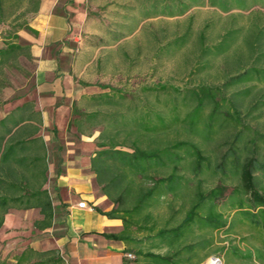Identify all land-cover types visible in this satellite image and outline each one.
<instances>
[{"label":"trees","instance_id":"1","mask_svg":"<svg viewBox=\"0 0 264 264\" xmlns=\"http://www.w3.org/2000/svg\"><path fill=\"white\" fill-rule=\"evenodd\" d=\"M126 1L128 4L124 3L121 8L119 4L107 6L126 11L119 18L124 24L111 23L118 27L112 36L114 45L127 35H133L148 21L181 17L205 6L222 14L245 13L262 3V0ZM40 6L33 12L38 13ZM261 6L264 8V3ZM102 10L105 11L104 7ZM134 10L140 13V18L125 22L133 17ZM91 16L101 17L99 12ZM257 22L252 25L254 29L228 30L213 47L201 48V56H226L230 60L241 55L238 39H244L252 58L248 61V55L245 63L237 64V72L227 77L223 88L200 85L186 92L175 89L178 96L173 100L168 97L163 102L165 112L147 107L146 101L141 103L140 109L136 97L109 86L103 89L112 93L88 96L80 104H74L75 115L79 116L74 121L79 136L91 137L98 133L93 142L95 153L90 171L96 187L113 208L108 213L97 211L120 221L122 226L120 232L103 236L127 247L143 243L136 234L144 232L146 240L156 241L157 249L166 250L161 253L125 248V264H204L211 257L223 260V248L210 251L214 244L212 233L232 235L234 225L239 223L247 224L251 233L261 235L264 241V67L258 65L264 59V25L259 26ZM31 32L38 35L34 30ZM185 38L176 39L173 45L184 44ZM203 40L201 34V47ZM231 49L236 50L233 56L228 54ZM20 51L33 59L30 45L22 47L15 42L1 48L0 56L8 58ZM126 102L129 104L124 112L109 110L124 107ZM30 109L31 106L26 110ZM25 121L21 132H0V229L10 210L39 209L43 218L36 220L33 226L41 231L51 228L53 223L50 197L47 190H43L47 181L45 150L41 140L33 138L37 133L35 119L30 116ZM12 124L17 129L19 122ZM178 128L184 131V138L171 139L170 131ZM226 132L236 134L225 154L214 162L205 155L204 147L220 134L228 138ZM174 133L180 134L179 131ZM206 173L219 176L220 182L204 191L199 179ZM197 180L195 185L193 181ZM227 181L237 183L228 185ZM165 206L170 217L158 226L155 211ZM243 241L246 240L243 238ZM230 244L231 250L225 253L227 263L231 260L229 256L241 261L255 257L264 262L263 250L256 249L255 255L254 250L244 253ZM127 254L133 255V259H128ZM33 258L37 262H32ZM15 264H65V261L56 249L27 248Z\"/></svg>","mask_w":264,"mask_h":264},{"label":"rangeland","instance_id":"2","mask_svg":"<svg viewBox=\"0 0 264 264\" xmlns=\"http://www.w3.org/2000/svg\"><path fill=\"white\" fill-rule=\"evenodd\" d=\"M65 1L60 0L59 7ZM112 1L99 0L93 4L89 13L99 12L100 19L93 22L89 21L87 26L84 27L83 33L81 32V43H75L73 40L70 49L76 51L79 47L81 49L79 51L83 50L87 56H90L91 60H94V64L88 66L82 75V79L87 82L85 84L91 83L94 81L93 78L96 77L99 88L109 86L116 91L136 97L139 100L136 105L140 109H142L141 103L146 101L147 107L153 106L154 109L165 112L163 102L166 99L168 100V97L173 100L178 96L175 89L186 92L187 90H195L200 85L223 88V83L227 80V77L237 72V64L242 65L248 59L249 53L244 45V39H238L239 46L237 48L238 51L241 50V55L239 53V57H232L230 60V57L226 56H201V50L203 47H213L228 30L245 27L247 29L244 31L247 32L254 29L252 25L257 21L259 26L264 25V8L261 6L264 0L259 3V7L245 13L235 11L230 14H222L209 6H205L193 9L181 17L148 21L141 25L133 35H127V38L122 42L114 45L112 44V36L118 30V27L111 25V23L122 22L124 24V20L119 18L126 11L120 8L124 3L127 2L128 4V1L117 0V3ZM41 2L42 0H0V49L13 42L22 47L31 46L29 44L30 39L34 36L31 30H33L32 27L38 15L37 12L34 13L33 11L37 6H40ZM109 2L119 4L120 8L107 7ZM103 7L105 11L102 10ZM131 18H133V22L140 18V13L134 10L133 17H128L125 22H129ZM70 19L72 20V18ZM76 27L77 25L74 28ZM201 34L204 37L202 47L200 45ZM92 35L102 36L104 45L107 46L92 53L94 49L91 44H98L92 38ZM183 36H186L184 44L173 45L176 39ZM246 36H248V33ZM240 37L238 36V38ZM235 52L236 50L231 49L228 54L233 56ZM23 53L24 51H20L18 55H11L8 58L0 56V105L7 102V100L30 94L34 86L37 63L35 58L30 59ZM250 58L252 57L249 55L248 61ZM258 65L264 67V59ZM98 75L99 79H97ZM162 87L165 89L162 90ZM155 88L157 90L153 91ZM148 89L152 91H148ZM106 92L112 93L108 89ZM228 93L229 91H226V94ZM128 104L126 102L124 107H111L109 110L124 112ZM223 109L225 108L223 107ZM176 131H179L180 134H175ZM183 132L180 128L174 129L170 131L169 137L171 139L177 137L183 139ZM226 134L228 138H223L224 135L220 134L219 137H214L210 145L204 147L205 155L212 158L214 162H217L225 154L236 132H226ZM199 181L201 188L205 191L216 187L220 179L219 176L206 173L200 176ZM193 182L195 185L198 184V180ZM236 183V181L226 182L228 185H236ZM155 216L158 219V226H162L164 221L170 217L168 207H159L155 211ZM8 218L7 226L0 230V263L6 261L8 264H15L16 259L27 248L36 251L54 249L49 243H46L47 234L36 232L33 223L37 219L30 211L14 213ZM250 230L247 224L239 223L234 225L232 235L225 232L212 233L214 244L210 251L215 252L219 248L224 249L221 252L222 255L220 254L224 260H222V264H264V262L257 259L241 262L230 256L231 260L227 263L228 258L226 255L228 253L226 251L231 250L230 242L244 253H247L248 250L251 252L254 250L253 254L256 255V249L264 251L262 236L257 233L252 234ZM136 238L143 241V243L131 244L125 247L127 250L138 251V249H141L147 251L151 249L155 252H166L165 249H157L154 246L157 244L156 241L146 240L144 232L137 233ZM243 238L246 241H243ZM46 247L52 249H46ZM126 249L124 253H126ZM59 254L64 259L65 264H69L65 254L60 251ZM32 262L35 263L37 260L33 258ZM206 264H209V262H206Z\"/></svg>","mask_w":264,"mask_h":264},{"label":"crops","instance_id":"3","mask_svg":"<svg viewBox=\"0 0 264 264\" xmlns=\"http://www.w3.org/2000/svg\"><path fill=\"white\" fill-rule=\"evenodd\" d=\"M59 1L41 2L32 27L38 35L32 36L29 43L37 63L35 83L30 94L0 105V132H21L27 118L35 119L33 124L37 133L33 138H39L45 150L47 181L43 190L49 194L53 215L51 228L36 230L39 234H47L46 243L65 254L69 264H125L124 244L103 236L120 232L121 222L97 211L108 213L113 208L96 187L90 171V161L95 153L93 142L98 133L91 137L87 134L79 136L74 124L79 117L75 115L74 104L107 91L99 88L96 77L85 84L82 75L94 60L83 50L79 51V47L76 51L70 49L73 40L81 43V32L88 22L99 17L89 13L94 2L66 0L59 7ZM101 37L92 35L98 42L91 44L92 53L107 46ZM28 106L32 109L26 110ZM13 121L19 122L17 129H14ZM81 203L86 207L80 208ZM29 211L37 220L43 218L39 209H12L7 213L3 227L7 226L9 216Z\"/></svg>","mask_w":264,"mask_h":264},{"label":"built area","instance_id":"4","mask_svg":"<svg viewBox=\"0 0 264 264\" xmlns=\"http://www.w3.org/2000/svg\"><path fill=\"white\" fill-rule=\"evenodd\" d=\"M79 207L85 208L86 204L81 203V204H79ZM127 258L132 260L133 256L131 254H127ZM207 262H209V264H222V259L220 257H211Z\"/></svg>","mask_w":264,"mask_h":264}]
</instances>
